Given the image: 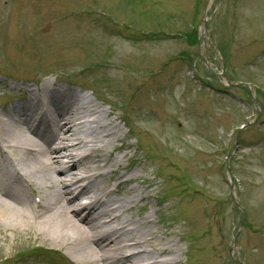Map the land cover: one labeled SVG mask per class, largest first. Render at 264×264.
<instances>
[{"label":"rangeland","instance_id":"rangeland-1","mask_svg":"<svg viewBox=\"0 0 264 264\" xmlns=\"http://www.w3.org/2000/svg\"><path fill=\"white\" fill-rule=\"evenodd\" d=\"M46 78L136 123L124 162L153 165L156 227L195 235L183 264H264V0H0V107ZM248 121L228 162L240 228L225 159Z\"/></svg>","mask_w":264,"mask_h":264},{"label":"bare ground","instance_id":"bare-ground-1","mask_svg":"<svg viewBox=\"0 0 264 264\" xmlns=\"http://www.w3.org/2000/svg\"><path fill=\"white\" fill-rule=\"evenodd\" d=\"M10 90L21 97L0 107L2 252L25 242L74 264H183L189 233L156 227L148 207L154 168L124 162L133 144L119 123H136L50 78Z\"/></svg>","mask_w":264,"mask_h":264}]
</instances>
